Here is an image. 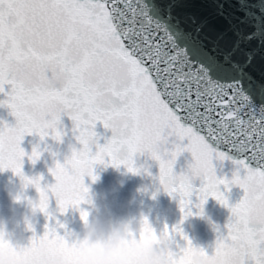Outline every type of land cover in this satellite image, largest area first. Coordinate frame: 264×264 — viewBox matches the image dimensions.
Segmentation results:
<instances>
[{
  "label": "snow or ice",
  "instance_id": "obj_1",
  "mask_svg": "<svg viewBox=\"0 0 264 264\" xmlns=\"http://www.w3.org/2000/svg\"><path fill=\"white\" fill-rule=\"evenodd\" d=\"M138 17L135 0H0V93L5 97L0 107L16 121L12 126L0 121V171L22 174L26 155L32 163L39 158L38 146L30 155L21 147L25 135L61 141V116L66 115L83 147L73 148L53 171L61 213L85 202V169L108 156L114 166L139 172L134 157L147 152L159 163L169 194L180 196L181 212L194 193L197 207L211 196L229 209L224 229L217 227L213 254L198 250L206 264H264V113L245 110L246 98L213 85L200 67L170 49L160 29ZM98 122L112 132L103 145L95 131ZM173 136L187 143L173 141L171 149L161 151ZM185 151L193 162L188 172L176 174L174 165ZM214 159L231 160V179L217 176ZM231 186L244 192L235 204L225 195ZM41 211L54 219L46 204ZM57 227L64 225L59 220L56 226L46 224L42 236H33L19 250L16 264H50L48 257L57 253L67 255L66 264H75L77 243L70 244ZM171 232L181 235L187 247L169 251V264H191L196 251L191 240L179 226ZM164 234L169 236L167 226ZM147 239L158 237L145 220L141 240ZM6 247L11 245L0 238V249Z\"/></svg>",
  "mask_w": 264,
  "mask_h": 264
},
{
  "label": "water",
  "instance_id": "obj_2",
  "mask_svg": "<svg viewBox=\"0 0 264 264\" xmlns=\"http://www.w3.org/2000/svg\"><path fill=\"white\" fill-rule=\"evenodd\" d=\"M135 6L139 12V21L145 26L160 29L168 37L170 49L184 62H191L200 67L213 85L235 89L241 97L246 98L243 100L245 110H251L256 114L264 113V0H135ZM10 87L5 85L6 91ZM3 99L5 97L0 93V100ZM61 120V127L65 131L61 141H55L51 136L42 141L39 136L25 135L21 142L25 152L30 155L35 145L38 146L41 155L35 163L26 155L23 159L22 174H14L10 168L0 171V218L7 219L11 215L12 202L3 186L13 177L36 181L31 184H38L43 195L38 191V187L30 189L29 194L37 195L41 202L47 205V212L54 217L49 220L41 211L34 227L20 224L13 228L9 225L20 239L14 243L12 240L2 238L11 245V248L0 249V264H16L19 250L29 246L33 236H42L46 224L50 227L56 226V220L64 225L63 228L57 227L59 234L66 235L70 244L77 243L78 246L75 233L81 227L79 213L73 207H69L64 213L60 212L57 203L58 180L53 171L57 162L61 164L66 162L73 148L79 150L83 146L76 140L71 130V120L66 115H62ZM0 121L10 126L16 123L15 117L5 107H0ZM95 131L101 137L98 141L100 145L106 143L105 138L112 136V132L105 130L99 122ZM173 141L182 145L187 143V140L181 142L174 136L169 137V142L161 145V151L164 148L171 149ZM91 151L93 154L97 151L95 144L91 145ZM227 154L233 159L240 158L235 152ZM125 156L126 153L120 154L121 159ZM104 159L105 163L92 166L97 171L104 169L98 183L92 184L90 178L84 174L86 187L91 184L92 189L109 192L111 205L119 214L134 215L136 209L130 208L127 201L137 194L139 188L155 181L159 184L161 192L151 197V200L145 198L144 208L148 213L146 220L157 237L165 235L164 230L167 226L169 230L167 237L171 244L168 253L180 252L187 247V242L181 235L171 232L173 226H179L183 236L191 240L192 248L196 250L190 256L191 264H198L193 257H201L199 249H204L208 255L213 254L218 236L217 227L224 229L230 216L228 208L211 196L202 207H197L200 201L194 193L191 197L192 203L181 212L180 196L177 193L169 194V190L160 179L159 163L147 152L134 157V167L139 169V172L135 173L130 172L124 164L114 166L109 162L111 158L108 156ZM192 162L191 153L185 151L177 158L173 170L176 174L188 172V165ZM213 164L218 177L231 179L235 171V165L231 160L214 159ZM116 169L127 171V176L121 177ZM193 184L198 188L201 184L200 179L196 178ZM45 185L50 194L46 202L43 191ZM221 190L223 191V185ZM225 195L230 204H235L243 197L244 192L238 186H231V191ZM149 240L151 239H147V242ZM168 253L166 264H169ZM44 254L48 255L46 252ZM72 256L75 264H80L77 248ZM48 259L50 264H66L67 255L57 253ZM203 264H206L204 258Z\"/></svg>",
  "mask_w": 264,
  "mask_h": 264
},
{
  "label": "clouds",
  "instance_id": "obj_3",
  "mask_svg": "<svg viewBox=\"0 0 264 264\" xmlns=\"http://www.w3.org/2000/svg\"><path fill=\"white\" fill-rule=\"evenodd\" d=\"M103 170L85 169V175L90 178L92 184H96L100 181ZM116 171L121 177L128 174L120 169ZM3 187L12 207L9 218H0V238L16 243L20 237L9 225L13 228L20 224L33 227L36 225L42 202L37 195H30L29 190L39 185H33L23 177H13ZM87 188L88 192L84 194L85 202L75 207L81 222L80 230L75 233L80 264H166L168 249L171 246L166 235L161 234L156 241L149 240L146 243L140 239L144 221L148 218L144 208L145 198L151 200V197L161 192L158 183L152 181L142 186L137 190V194L127 201L130 208L136 209L134 215L119 214L111 205L109 192L92 189L91 184ZM43 191L46 202L50 195L46 185ZM82 211L87 213L86 217L81 216ZM193 259L198 264H203L202 257L195 256Z\"/></svg>",
  "mask_w": 264,
  "mask_h": 264
}]
</instances>
